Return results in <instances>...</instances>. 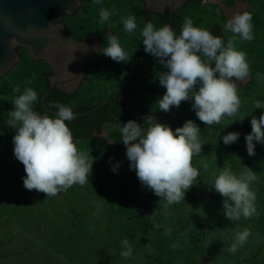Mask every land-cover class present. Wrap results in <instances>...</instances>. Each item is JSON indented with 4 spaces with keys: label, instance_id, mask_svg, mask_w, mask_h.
Masks as SVG:
<instances>
[{
    "label": "rangeland",
    "instance_id": "rangeland-1",
    "mask_svg": "<svg viewBox=\"0 0 264 264\" xmlns=\"http://www.w3.org/2000/svg\"><path fill=\"white\" fill-rule=\"evenodd\" d=\"M101 8L112 13L105 24L99 23ZM83 9L76 15L77 28L109 27L130 60L117 63L99 54L70 105L117 97L129 109L153 115L173 131L193 120L204 143L201 155L192 159L200 175L184 200L166 207V201L142 186L130 170L120 126L107 125L100 134L75 140L78 150L94 158L89 183L75 184L51 197L27 190L24 165L14 156L15 129L8 125L7 113L14 108L12 100L26 87L38 95L44 91L48 68L33 62L22 50L16 68L0 79V264H264V144L254 142L255 155L249 156L245 141L252 116L264 112L254 108L255 101L264 103V0H203L199 5L188 3L179 12L205 29L214 24L223 28L237 12L252 13L255 39L238 38L236 42L250 67L246 80L237 82L241 106L235 118L243 120L223 118L210 127L196 117L192 100L167 113L158 110L157 101L166 89L156 74L165 69L144 51L142 0H102L100 4L89 0ZM129 15L136 17L133 33H126L121 22ZM152 23L157 29L163 26L157 20ZM224 34L226 41L232 35ZM17 85L19 93L13 92ZM229 132L240 136L236 143L225 145L222 137ZM205 161L209 165L206 171L202 167ZM115 164L119 167L114 172ZM224 166L236 174L247 168L255 172L257 179L250 187L256 192L257 214L251 219L230 221L225 217L223 197L213 188L215 176ZM244 228L251 232L247 243L230 252L236 232ZM125 238L133 249L129 258L121 256ZM173 244L179 247H171Z\"/></svg>",
    "mask_w": 264,
    "mask_h": 264
},
{
    "label": "clouds",
    "instance_id": "clouds-1",
    "mask_svg": "<svg viewBox=\"0 0 264 264\" xmlns=\"http://www.w3.org/2000/svg\"><path fill=\"white\" fill-rule=\"evenodd\" d=\"M94 2L100 4L102 0ZM111 15L110 11L101 8L99 23L105 24ZM252 19V13L247 10L229 17L223 31L232 35L226 42L209 29L194 26L189 17L183 18L179 35L170 24L157 29L152 22H146L140 32L144 51L165 69L156 74L160 86L166 89L157 101L158 110L167 113L172 107L178 108L181 102L192 100V110L206 126L219 124L223 118H229L231 122L242 121L235 118L241 106L237 82L246 80L250 67L246 53L236 48V42L238 38L249 42L255 39ZM121 22L126 33L137 29L135 15L125 16ZM106 40V46H93V50L117 63L130 60L118 36L109 34ZM83 47L86 51L87 46ZM73 59L74 56L69 63ZM13 92L19 93L20 87H14ZM38 102H41L38 93L32 87H26L12 100L14 108L7 113V123L15 129L13 151L15 158L24 165V187L51 197L66 192L75 184L89 183L94 158L91 153L78 150L74 141L69 127V123L77 118L73 109L52 102L47 109L56 111L41 114L35 108ZM254 108L264 109V103L255 101ZM143 119V127L133 120L120 126L130 170L135 171L142 186L166 201V207L179 203L200 175L192 159L202 153L201 129L191 119L174 131L170 126L156 122L154 116ZM239 136L238 132H229L222 137L223 143H236ZM245 141L249 156L255 155V143L264 144V112L259 117L252 116L251 132L245 136ZM118 167L119 164H115L112 170L115 172ZM202 167L206 171L209 165L205 161ZM247 169L236 174L231 167L224 166L214 179L213 188L223 197L224 215L230 221H239L241 217L251 219L257 214L256 192L250 187L257 177L255 172ZM250 235L248 228L236 232L228 250L235 253L247 243ZM121 246L124 249L121 256L129 258L133 249L127 238L121 241Z\"/></svg>",
    "mask_w": 264,
    "mask_h": 264
},
{
    "label": "water",
    "instance_id": "water-1",
    "mask_svg": "<svg viewBox=\"0 0 264 264\" xmlns=\"http://www.w3.org/2000/svg\"><path fill=\"white\" fill-rule=\"evenodd\" d=\"M146 8L158 15L169 9V23L174 15L192 0H143ZM83 0H0V78L6 77L21 60L17 48H26L33 61L46 62L52 71L48 89L41 96V106L54 89L68 95L75 94L86 75L90 59L101 48L97 37L76 41L66 35L63 16H71L82 6ZM83 46H87L84 50ZM74 51V52H73ZM74 56L72 62L69 61ZM72 75H70L69 73ZM99 107L91 110L95 111ZM76 113L77 117L87 114Z\"/></svg>",
    "mask_w": 264,
    "mask_h": 264
},
{
    "label": "trees",
    "instance_id": "trees-1",
    "mask_svg": "<svg viewBox=\"0 0 264 264\" xmlns=\"http://www.w3.org/2000/svg\"><path fill=\"white\" fill-rule=\"evenodd\" d=\"M202 2L203 0H192L190 3L199 5V4H202ZM179 12L180 11H178L174 15V20L172 23V27L176 31L177 35H179L180 33L181 25L183 22V17ZM144 13H146L147 16H150L152 14L148 10H145ZM169 15H170L169 9L167 8L165 15L158 16L162 22V25L169 23ZM207 29H209L213 35L222 36L226 42V38H225V34H224L222 26H220L219 24H214V25L209 26ZM104 33L105 31L104 32L102 31L100 33L101 38L104 35ZM104 45L106 46V43H104ZM47 89H48V84L46 85L44 91L41 92L39 96L41 97ZM78 95H79V92L73 95H68L61 91H58L57 89H54L53 92L45 99L46 105L52 102H59L66 106H70L75 113L89 112L87 114L78 116L74 121L69 123V127L73 133L74 141L75 140H86L89 137H91L93 134H100L102 132V125L105 122H110V123L114 122V119L112 118L111 114H116L127 121L129 120L134 121L132 117L134 110H131L130 112L125 111L127 106L124 103H121L117 97H110V98L103 99L96 103L79 104L75 106L70 105V100L75 98ZM106 100H109V101H106ZM96 107H99V108L93 112H90ZM35 108L41 114H43L45 111L43 107L41 106L40 102H38L35 105ZM138 123L141 124V126L143 127L144 119H141Z\"/></svg>",
    "mask_w": 264,
    "mask_h": 264
},
{
    "label": "flooded vegetation",
    "instance_id": "flooded-vegetation-1",
    "mask_svg": "<svg viewBox=\"0 0 264 264\" xmlns=\"http://www.w3.org/2000/svg\"><path fill=\"white\" fill-rule=\"evenodd\" d=\"M85 1H89V0H83V2H82V6H81L78 10H76L75 13H74L73 15H71V16L64 15V16H63V19H62V21H61V23H64V25H65V32H66V35H67L68 37H70V38H72V39H74V40H76V41H86V40H88L89 38H91L92 36H95V37L98 38V40H99V42H100V45H101V48H102V47L105 46L104 43L107 44V40H106L107 35H109V34H114V32L111 31V30L109 29V27H107V26H98V27H96V28H94V29H92V30H86V29H84V30L80 29V30H79V29L77 28V25L75 24V22H77V16H76L77 13H78L80 10L84 11V9H83V4H84ZM142 3H143L142 15L144 16L146 22H148V21L152 22V21H154V20H157V22L160 23V24L162 25V22H161L160 18L158 17V16H159L158 14H155V13H153V12L150 11L152 14H151L150 16H147L146 13H144L145 10H148V9L146 8V6H145L143 0H142ZM148 11H149V10H148ZM70 24H71V25H70ZM102 31H103V32L105 31V33H104V35H103L102 38H101L100 33H101ZM22 50H26V52H27L28 55H29V52H28V50H27L26 48H17V51L19 52L20 56H21V51H22ZM99 54H101V53H99V52L96 53V54L90 59V61L88 62V65H87V67H86V69H85L86 75L84 76L83 80L81 81V84H80L79 90H78L77 92L80 91V89H81L82 85L84 84V82L87 81V79H88V69H89V67L91 66L92 61H93L97 56H99ZM30 58H31V57H30ZM31 60H32V59H31ZM32 61H33V60H32ZM33 62H41L42 64H44V65L48 68V70L45 71V74H44V76H45V77H44V80H45L46 85H47V84H48V76H50V75L52 74V71H51L50 66H49L46 62H42V61H33ZM0 79H1V78H0ZM77 92H76V93H77ZM73 99H74V98H73ZM73 99H71L70 102H71ZM118 100H119L121 103H123V101H122L121 98H118ZM106 101H109V100H106ZM125 111L130 112L131 109H129L128 107H126V110H125ZM111 116H112V118L114 119V122H111V123H110V122H105V123L102 125V132H103V130L105 129V126H107V125L122 126L124 123L127 122V120L123 119L122 117H120V116H118V115H116V114H111ZM146 116H153V115L141 114V113H138V112H136V111H133V115H132L134 121H136L137 123H138L141 119H143L144 117H146ZM155 118H156L157 122L159 123V118H157V117H155Z\"/></svg>",
    "mask_w": 264,
    "mask_h": 264
}]
</instances>
